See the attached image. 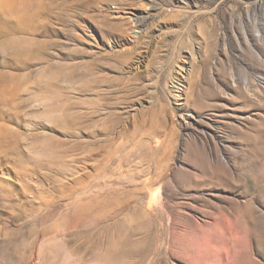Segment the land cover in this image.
Returning <instances> with one entry per match:
<instances>
[{
	"label": "rangeland",
	"instance_id": "1",
	"mask_svg": "<svg viewBox=\"0 0 264 264\" xmlns=\"http://www.w3.org/2000/svg\"><path fill=\"white\" fill-rule=\"evenodd\" d=\"M0 34V264H264V0H0Z\"/></svg>",
	"mask_w": 264,
	"mask_h": 264
},
{
	"label": "bare ground",
	"instance_id": "2",
	"mask_svg": "<svg viewBox=\"0 0 264 264\" xmlns=\"http://www.w3.org/2000/svg\"><path fill=\"white\" fill-rule=\"evenodd\" d=\"M1 34H2V33H1ZM1 34H0V35H1Z\"/></svg>",
	"mask_w": 264,
	"mask_h": 264
}]
</instances>
